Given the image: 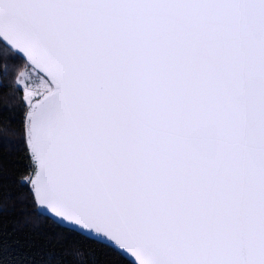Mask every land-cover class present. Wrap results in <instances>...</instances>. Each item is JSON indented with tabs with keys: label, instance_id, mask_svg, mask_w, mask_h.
I'll return each mask as SVG.
<instances>
[{
	"label": "snow or ice",
	"instance_id": "1",
	"mask_svg": "<svg viewBox=\"0 0 264 264\" xmlns=\"http://www.w3.org/2000/svg\"><path fill=\"white\" fill-rule=\"evenodd\" d=\"M0 90V264H264V0H0Z\"/></svg>",
	"mask_w": 264,
	"mask_h": 264
},
{
	"label": "trees",
	"instance_id": "2",
	"mask_svg": "<svg viewBox=\"0 0 264 264\" xmlns=\"http://www.w3.org/2000/svg\"><path fill=\"white\" fill-rule=\"evenodd\" d=\"M6 99V97H4L3 95V90H0V105L3 104L4 100ZM19 125L16 124V123H10L9 124V128L12 129V130H15ZM12 139H15L14 137ZM13 160L12 162L13 163H16V164H19V163H22V161L19 160V153H13Z\"/></svg>",
	"mask_w": 264,
	"mask_h": 264
}]
</instances>
